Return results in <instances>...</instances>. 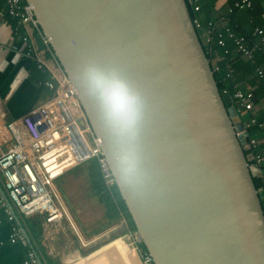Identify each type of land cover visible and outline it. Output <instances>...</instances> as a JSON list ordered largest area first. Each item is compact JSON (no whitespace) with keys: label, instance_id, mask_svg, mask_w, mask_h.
<instances>
[{"label":"water","instance_id":"obj_1","mask_svg":"<svg viewBox=\"0 0 264 264\" xmlns=\"http://www.w3.org/2000/svg\"><path fill=\"white\" fill-rule=\"evenodd\" d=\"M25 1L103 141L154 264H264L259 168L244 153L248 133L225 106L186 0ZM85 59L117 68L144 96L138 143L148 180L139 194L117 181L113 138L76 78Z\"/></svg>","mask_w":264,"mask_h":264},{"label":"built area","instance_id":"obj_2","mask_svg":"<svg viewBox=\"0 0 264 264\" xmlns=\"http://www.w3.org/2000/svg\"><path fill=\"white\" fill-rule=\"evenodd\" d=\"M193 1L186 0L191 4ZM4 3L8 16L16 23L15 36L21 44L15 43L11 49L25 58L36 60L38 69L48 75L44 85L51 95L44 104L13 122L3 121L0 115V205L9 222H15L18 214L21 218L38 214L44 217L46 224L55 226L63 219V211L53 187L55 180L94 158L101 164L106 183L112 185L115 180L107 166L103 141L89 125L77 91L44 36L35 17L34 7L25 0H4ZM252 7V0L233 2V8L239 11L250 10ZM194 10H200L198 4ZM193 23L196 30L204 28L198 20ZM212 28L213 23L209 22L203 33L202 39L206 46L212 42ZM254 35L256 42L250 45L228 26L215 33V43L222 49V54L213 60V71L220 70L219 58L228 57L232 53L253 61L256 48L264 47V26L256 27ZM34 36L39 37L44 46L42 53L34 43ZM228 41L232 43V48L228 46ZM233 71L230 63L227 65L226 76L230 78ZM256 74L264 82V70L258 67ZM232 98L236 112L234 119L239 121L237 124L243 123L240 115L247 113L250 119L243 123L246 132L253 126L264 127V121H259L255 116V113L264 109V96L257 99L253 91H245L235 85ZM79 121L84 122L83 127ZM261 144L264 145V138L259 141L247 137L244 147L257 164L264 161V157L257 151ZM9 241L12 244L27 243L17 226L12 228ZM23 264L44 263L33 249L28 251ZM141 264H154V261L151 256L143 253Z\"/></svg>","mask_w":264,"mask_h":264},{"label":"crops","instance_id":"obj_3","mask_svg":"<svg viewBox=\"0 0 264 264\" xmlns=\"http://www.w3.org/2000/svg\"><path fill=\"white\" fill-rule=\"evenodd\" d=\"M203 1L208 6L213 5L216 14L229 13L230 5L234 2V0ZM262 19L264 20V14ZM15 26V21L8 16L4 3L0 0V115L5 122H13L21 118L33 108L44 104L50 97V91L45 87V82L39 80L38 72L40 73L41 70L38 69L36 60L25 58L11 49L13 44H20L15 36ZM225 26H228V22L221 18L218 27L223 29ZM33 39L41 52L44 46L40 38L34 36ZM232 57L236 78L241 88L253 91L257 99L263 97L264 82L257 78L256 68L261 67L264 70V61H261L258 55L256 64L254 63L256 68L251 67L243 71L237 67L238 64L242 62L249 68L250 61L237 53H234ZM220 60L219 58L217 61ZM49 64L52 66L51 62ZM255 114L259 121H264V109ZM240 118L245 123L250 119V115L242 113ZM235 122L239 121L235 120ZM254 129H256L255 133L254 131L251 133ZM247 133L248 139L255 138L260 141L264 138V127L253 126ZM257 151L264 157L263 144L258 146ZM251 162L259 168L258 175L264 177V161L260 164L254 160ZM17 216L21 217L19 214ZM40 217L41 232L37 229L35 232L32 225L29 226L28 221H24L23 218L9 222L0 205V264H23L28 251L33 249L44 264H141L143 251L140 247L137 244H135L137 247L131 246L132 243L126 237L112 238L117 231L111 227L102 230L100 234H103L99 235L78 228L75 221L66 220L64 214L62 221L55 226L46 224L43 216ZM14 226L20 227L21 232L23 227L31 243H10L9 236ZM86 232L89 236L88 240L84 237L87 236ZM117 240H122L123 244L115 245Z\"/></svg>","mask_w":264,"mask_h":264},{"label":"trees","instance_id":"obj_4","mask_svg":"<svg viewBox=\"0 0 264 264\" xmlns=\"http://www.w3.org/2000/svg\"><path fill=\"white\" fill-rule=\"evenodd\" d=\"M4 3V0H2ZM194 3L191 4L190 2H187L188 8L190 11V15L192 17V20H198L203 25V29L197 30L199 39L203 45V48L206 52L207 57L211 60V65L213 64V60L217 55L222 54V49L218 47L215 43V33H218L221 31L218 27V23H220L221 18L226 20L228 22V27L237 35L242 36L245 38V40L250 44L254 45L256 42V36L254 35V29L258 26L262 27L264 26V20L262 19V16L264 14V5L263 0H252L253 7L250 10L245 11H239L236 8H233V4L230 5V12L227 14H216V12L213 9V5H207L203 0H194ZM199 5L200 10L195 11L194 7L195 5ZM5 9L6 5L4 3ZM7 12V9H6ZM209 22L213 23V28L211 29V37L212 42L210 45L206 46L203 43V33L207 29V25ZM228 46L232 48V43L228 41ZM233 54L230 56L222 58L218 64L220 67V70L217 72H214L215 79L219 88V91L222 95L223 101L225 103L226 107H234V100L232 98L234 87L241 86L238 83V80L236 78V69L235 65H233ZM240 55V54H239ZM260 60L264 61V47L258 46L254 52V58L253 61H250L249 68L247 64L240 63L237 67H240V70H248L251 69V67L256 68V57H258ZM241 56V55H240ZM242 57V56H241ZM232 58V59H231ZM244 58V57H243ZM245 59V58H244ZM253 62V63H252ZM232 64L233 68V74L230 78L226 76L227 73V65ZM255 63V64H254ZM261 68V67H260ZM213 69V66H212ZM39 80L41 82H45L48 79V75L43 72H38ZM242 89V88H241ZM244 90V89H242ZM247 91V90H245ZM225 92H227L225 94ZM51 95V93H50ZM255 130H252L251 133H255ZM245 155H249L250 152L247 150H244ZM253 164V162H251ZM85 167L87 176L89 177V180L92 185V191L94 196L97 198L98 202L104 206L105 208V215L104 219L107 221L106 226L103 228L106 229L110 227L113 223H118L121 220L126 221L128 225V230L131 233H137V229L135 226V223L131 217V214L129 213V210L125 204V201L123 200L119 189L114 182L112 185H108L103 178L102 168L101 164L98 159L94 158L92 160L87 161L86 163L80 165ZM78 166V167H80ZM77 167V168H78ZM73 170V169H72ZM71 171V170H70ZM69 171V172H70ZM68 173V172H67ZM65 175V174H64ZM253 181L255 184L256 189L259 191V196L261 199V204L264 210V177H261L259 175L253 177ZM42 216V215H40ZM44 219V217H43ZM29 226L32 225L33 230L36 232V229L41 232L42 228V220L39 219L33 224H30L28 222ZM97 233L102 232V230H97ZM140 249L143 251V253H146V248L143 243L138 242L136 243Z\"/></svg>","mask_w":264,"mask_h":264},{"label":"clouds","instance_id":"obj_5","mask_svg":"<svg viewBox=\"0 0 264 264\" xmlns=\"http://www.w3.org/2000/svg\"><path fill=\"white\" fill-rule=\"evenodd\" d=\"M76 78L113 138L112 161L118 183L132 194L141 193L148 180L138 143L144 96L117 68L102 67L91 60L81 62Z\"/></svg>","mask_w":264,"mask_h":264},{"label":"rangeland","instance_id":"obj_6","mask_svg":"<svg viewBox=\"0 0 264 264\" xmlns=\"http://www.w3.org/2000/svg\"><path fill=\"white\" fill-rule=\"evenodd\" d=\"M53 183L58 204L61 206L66 220H74L78 228L85 229V231H91V233L99 235L103 234L96 231L103 230L106 226L107 221L104 219L105 208L93 194L92 185L85 167H75ZM20 218L17 216V220ZM40 218L38 214L29 217L23 216L24 221H28L30 224H33ZM110 227L117 231L112 238L126 237L132 243L131 246L137 247L135 245L138 241L137 233L129 232L126 221L121 220L118 223H113ZM85 234L87 236L84 237L88 240V233L86 232ZM118 244L122 245L123 241L117 240L115 245Z\"/></svg>","mask_w":264,"mask_h":264}]
</instances>
